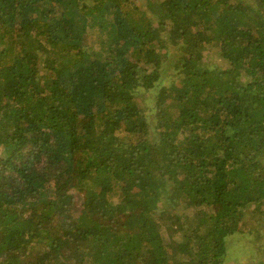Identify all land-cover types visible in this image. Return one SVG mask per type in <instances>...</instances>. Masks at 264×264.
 I'll return each instance as SVG.
<instances>
[{
  "label": "trees",
  "instance_id": "1",
  "mask_svg": "<svg viewBox=\"0 0 264 264\" xmlns=\"http://www.w3.org/2000/svg\"><path fill=\"white\" fill-rule=\"evenodd\" d=\"M263 212L264 0H0V264H253Z\"/></svg>",
  "mask_w": 264,
  "mask_h": 264
},
{
  "label": "rangeland",
  "instance_id": "2",
  "mask_svg": "<svg viewBox=\"0 0 264 264\" xmlns=\"http://www.w3.org/2000/svg\"><path fill=\"white\" fill-rule=\"evenodd\" d=\"M249 1L252 2V0ZM263 225L264 221H259L257 232L238 238L237 242L240 245L238 251L240 254L233 253L231 256L233 259L236 257L240 263L264 264V234H261L262 230L260 229Z\"/></svg>",
  "mask_w": 264,
  "mask_h": 264
}]
</instances>
